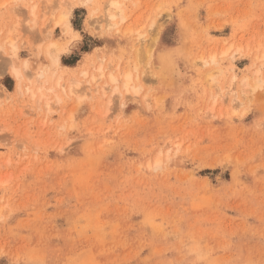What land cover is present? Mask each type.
Listing matches in <instances>:
<instances>
[{"label":"rangeland","instance_id":"374dc122","mask_svg":"<svg viewBox=\"0 0 264 264\" xmlns=\"http://www.w3.org/2000/svg\"><path fill=\"white\" fill-rule=\"evenodd\" d=\"M117 1L0 0V264H264V0Z\"/></svg>","mask_w":264,"mask_h":264},{"label":"bare ground","instance_id":"6f19581e","mask_svg":"<svg viewBox=\"0 0 264 264\" xmlns=\"http://www.w3.org/2000/svg\"><path fill=\"white\" fill-rule=\"evenodd\" d=\"M91 1L92 0H82V3H88V2H91ZM32 12L34 13V10ZM104 16L107 18L106 20L109 21V27H111V26L114 25V23H112L111 20L114 19L116 16H120L122 20L125 18L124 17V9L122 8V6L120 5V3L117 0H111L109 7H107L105 9ZM68 21H69L68 14L65 13V14L60 16L58 23H60V22L68 23ZM2 45L3 44H0V48L4 47V45L3 46ZM52 45H54V44H52ZM51 49H53V48H51ZM50 52H51V50H50ZM54 53H55V55H53L52 58L53 59H59L58 52L57 53L54 52ZM212 61H216V57L215 56L212 57ZM13 72H14L15 76L17 77L18 81L20 82L22 80V72H21L19 66H17L16 64H13ZM111 78H112V81H116L117 80L116 76H114V75H111ZM233 79H236V75L233 76ZM125 82H126L125 83V87L127 89H129L130 82H131V77H130L129 73L126 74ZM243 82H244V85L248 86L247 80H244ZM232 83H233V81H232ZM135 91H137V90H135ZM159 161H160V158H158L157 162H159Z\"/></svg>","mask_w":264,"mask_h":264}]
</instances>
